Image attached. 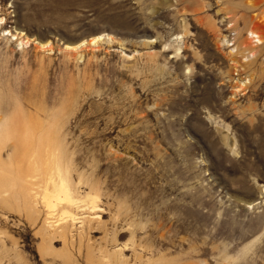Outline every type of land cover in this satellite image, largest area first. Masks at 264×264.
<instances>
[{
	"label": "rangeland",
	"instance_id": "obj_1",
	"mask_svg": "<svg viewBox=\"0 0 264 264\" xmlns=\"http://www.w3.org/2000/svg\"><path fill=\"white\" fill-rule=\"evenodd\" d=\"M240 3L0 0V264H264V22L234 29ZM39 145L68 210L99 207L79 252L18 192Z\"/></svg>",
	"mask_w": 264,
	"mask_h": 264
},
{
	"label": "bare ground",
	"instance_id": "obj_2",
	"mask_svg": "<svg viewBox=\"0 0 264 264\" xmlns=\"http://www.w3.org/2000/svg\"><path fill=\"white\" fill-rule=\"evenodd\" d=\"M225 1L226 0H221V4L225 3ZM261 5H264V0H241V3L238 4L235 7L236 11H234V12L232 11L231 12L232 15H229L231 21L233 20V28L234 29L236 28V24H237L238 21H241L245 25L248 24L249 22L250 23L251 22L253 23V26L250 27V28H248L246 31L248 33L249 38L252 40V42H255L256 44L262 43L261 23L264 22V7L261 6ZM223 7H224V5H223ZM261 7H263V8L260 9ZM259 9H260V11H258L254 16L248 15L249 12L254 11V10H259ZM239 12H241V13L239 14ZM237 14H239V15L237 16ZM2 23H3V19L1 17L0 18V24H2ZM100 38H101L100 36L94 37V38H92L88 42V44H94ZM20 42H23V41H20ZM36 43H38V42H36ZM39 45H40V47H45L46 46L45 43H39ZM84 45H85V41H82L78 45H76L74 47H71V48H78V47H81V46H84ZM65 47L68 48L69 46H65ZM250 48H248V49H250ZM245 50H246V48H245ZM251 50H252V48H251ZM250 56H252V55H250ZM13 122L15 124L16 121H13ZM14 124L12 126H14ZM8 126L10 128V125L9 124H8ZM24 127H26V126H24ZM11 128H13L12 130H15L16 129V128L14 129V127H11ZM22 128H23V125H22ZM33 128H34V126H33ZM17 130H18V128H17ZM26 131L28 132V130H26ZM2 132H3V130H2ZM12 132H13V135H14V133L16 131H12ZM43 132H45V131H43ZM23 133H25V131ZM16 134L18 135V132H16ZM34 134H38V133H34ZM41 134H42V132H41ZM20 137L21 136H19V138ZM25 137H28V136H25ZM39 137H41L40 133H39ZM39 137L36 136V139L37 138L39 139ZM14 138H15V136H14ZM32 139H34V138H32ZM41 139H40V141H41ZM23 140L24 139L21 138V141H23ZM33 142H34V140H33ZM33 142H32V144L31 143L30 144L32 146H35V145H33ZM35 142H38V140L35 141ZM52 143H53V141H52ZM20 144H23V143H20ZM41 144H42V142H41ZM40 145H39L40 149L43 150L41 148L42 146H40ZM45 145H46V143H45ZM28 146H26V147H28ZM47 146H49V145H47ZM20 147H21V149H18L19 151L20 150H23V148H24V151L26 152L24 146L23 147H22V145L21 146H17V148H20ZM34 149H36V148H34ZM34 149H32V150L34 151ZM40 149H38V150H40ZM52 149H56V148H52ZM46 150H43V151H46ZM37 152H39V151H37ZM19 153H21V152H19ZM45 153L48 154V151H46ZM23 154H25V153L23 152ZM50 154H52V153H50ZM54 156L53 155H49V154L46 155V158H45L46 159L45 166L43 168L42 175H41L42 176L41 177V183H42L41 185H38V183L36 182L38 180H36V179L33 180V178L40 172L39 171L40 169H39V167H35V168L33 167L34 169L32 171V174L28 175V178L29 179H23V177H22V179L24 180V186L23 187L22 186H18V187H20V191H18V190L17 191L20 192V194L24 198L27 206L29 207V210L30 209H32V210L33 209H36L38 207V205L42 207V209L44 211L43 225L45 226V228H46L47 231H49V232L50 231H53V232L57 233V235H59L58 237H60L61 240H63L64 242H66V241L68 242V243L67 242L66 243L69 245V248H70V246L73 247V246H75L77 244V250L79 252L81 250V237H83L82 236L83 226H84V224L86 222L89 223L90 221H92L95 218L99 219V215H98V208L99 207H98V205L94 201H92L90 203V205L87 207V210L86 211L84 209L85 207L82 208V210L84 209L83 211H85V212L88 211L87 217H84V218H79L78 216H76V214H74V212L72 213L71 211L68 210L70 208L73 209V210L74 209H81L80 207H81V203L82 202L80 203L79 198H77L73 194V192L71 191V187H69L70 184H68V182H67V177L63 176V174H62L63 171H62V169H60V165H59V162H58L59 160H57V158L54 157ZM0 170H2V169H0ZM65 170H66V172L68 171L67 170V167H65L64 171ZM3 171L4 170H2L0 173L2 174ZM5 173H7V172L5 171ZM5 173H3V174H5ZM7 174H10V173H7ZM2 179L5 181V182L1 183L2 184L1 188L4 187V189L1 190L2 193H7V191L9 190L10 187H12V185H17L16 183L14 184V182L17 181V180H15V181H14V179L13 180H9L8 175H6V176L5 175H2ZM10 179H12V178H10ZM20 179H18L19 182H21ZM0 181H1V179H0ZM3 185H5V186H3ZM35 185H38V186L35 187ZM39 188H40V190H39ZM262 191H264V188L262 189ZM260 202L261 203L264 202V199L261 200ZM257 203H258L257 201L256 202H253V203H249L247 205V207L248 208H252ZM26 204H24V205H26ZM63 204L65 205V207H67L66 210H63L62 213L58 217H54L55 210L56 211L58 210L56 208L59 205H63ZM82 205L84 206V203ZM61 208L64 209L63 207H61ZM76 213H78V212H76ZM81 213H78V215H80ZM77 223L79 224V226H78V229L79 230L76 227ZM73 231H76L77 232L78 241L76 240L77 238L74 240ZM89 247H91V246H89ZM122 249L119 248V249L113 250L114 253L111 252V254H115V255L120 256ZM105 251H107V250H105ZM105 251H103V252H105ZM90 253H91V251H90ZM105 254H106V252L104 254L102 253L101 255L102 256H105ZM115 255H113V256H115ZM115 259H116V257H115ZM119 259H120V257H118L117 260H119ZM101 261L102 260H100V262ZM119 261L121 262V260H119Z\"/></svg>",
	"mask_w": 264,
	"mask_h": 264
}]
</instances>
